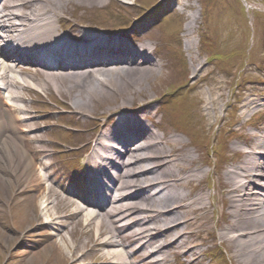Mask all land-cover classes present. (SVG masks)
<instances>
[{"label": "bare ground", "instance_id": "obj_1", "mask_svg": "<svg viewBox=\"0 0 264 264\" xmlns=\"http://www.w3.org/2000/svg\"><path fill=\"white\" fill-rule=\"evenodd\" d=\"M108 1L0 0V92L6 94L0 95V144L12 173L19 171L27 180L42 223L53 225L57 219L54 196L72 205L69 217L82 223L81 233L89 236L95 230L91 246L95 251L103 247L101 255L109 263L138 264L128 261L134 249L144 264H163L154 256L178 243L181 217L211 209L208 164L177 132L158 134L144 121L154 97L143 93V84L160 73L150 43L135 48L127 35L108 36L80 23L83 12L102 9ZM195 21L190 16L187 27ZM94 61V66L78 67ZM43 63L68 69L30 74L31 66ZM50 89L68 96L78 116L94 113L89 108L96 104L107 105L106 122H111L102 123L84 162L93 201L90 196L83 203L73 201L68 192L55 190L43 174V161L22 147L34 135L21 134L29 125L21 118V93ZM231 149L239 156L215 170L216 237L235 264H264V127ZM76 251L75 246L72 262L80 261Z\"/></svg>", "mask_w": 264, "mask_h": 264}, {"label": "rangeland", "instance_id": "obj_2", "mask_svg": "<svg viewBox=\"0 0 264 264\" xmlns=\"http://www.w3.org/2000/svg\"><path fill=\"white\" fill-rule=\"evenodd\" d=\"M247 1L256 7L254 11L261 13L255 15L254 20L252 13L248 12L247 17L242 15L239 0H204L205 5L202 6L199 0H110V7L107 5V8L89 10L92 14H98L96 21L101 25L98 28L91 26L92 29L103 27L106 31H102L107 34L108 30L115 28L118 32L109 34L127 35L135 46L150 43L154 49L151 58L155 62L157 74L160 73L155 79L151 78L143 84V93L148 98L154 97L152 113L144 121L158 134L179 132L180 127H187L188 134L180 135V138L187 142L195 156L208 162L205 183L209 185L216 181L214 165L218 161L215 162L217 157L213 149L223 151L220 145H224V151L228 154L232 151L231 145L241 139L239 133L256 134V127H264V0ZM156 4H159L158 8ZM154 6L157 9L155 12L152 11ZM117 9L121 12L117 17L119 21L108 16L102 22L106 14ZM192 15L196 21L189 28L187 24ZM202 20L204 29L213 41L212 47L204 46L200 41L203 34ZM172 44L178 46L180 51H175ZM180 55L184 59L177 58ZM235 61L240 64L250 61L246 63L243 76L240 75L236 86L232 85L235 80L232 74L238 71ZM230 63L235 70L230 69L228 73L225 68ZM191 83L194 85L191 86ZM232 88L237 92L234 98L230 93ZM21 95L20 107L25 111L24 121L29 124L25 128L30 130L35 140L23 143V146L25 149L34 145L37 149L42 148L41 156L46 158V168L43 170L48 183L55 190L64 191V188L72 196L78 197L80 194L74 192V188L79 184L74 182L80 177L81 171L86 180L84 162L95 142L93 137L98 138L101 124L108 117L104 111L107 105L96 104L89 108L94 112L90 114L91 117H98L95 121L88 113L77 118L69 97L61 96L53 89L46 94L24 91ZM51 96L69 108L73 115L71 117L73 120L75 118V127L78 128L73 136L78 147L76 149L63 146L58 141L56 124L60 117L56 110L59 106L48 104ZM232 103L234 107L229 111V104ZM236 105L237 110L234 111ZM177 110L180 111L179 125L163 122V126L157 129L151 125V122H162L161 116L163 120L173 117ZM253 118L259 122L253 124ZM229 119L233 124L226 126L228 134L225 138L219 128ZM222 138L228 144L221 142ZM59 147H62L65 155H58ZM74 150L78 152L74 153ZM227 156L229 159L221 160L219 167L234 160L230 154ZM70 159L79 160L81 171L70 169ZM8 163L7 153L0 144V264H116L109 263L101 255L103 247L99 246L95 251L91 246V241L96 238L94 229L88 236L81 233V222L71 221L69 214L72 205L68 208V204L51 197L52 213H55L57 219L53 225L42 223L36 216V199L32 196V190L26 186L27 180L19 171L13 174ZM209 188L212 195L211 209L195 210L181 217L183 235L178 243L168 244L162 248V254L154 256L159 260L161 258L163 264H235L216 237L220 204L213 194L214 188ZM163 234L159 233V237H163ZM75 246L80 261L72 262L70 253ZM128 254L129 262L144 264L134 249Z\"/></svg>", "mask_w": 264, "mask_h": 264}]
</instances>
